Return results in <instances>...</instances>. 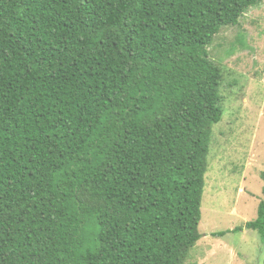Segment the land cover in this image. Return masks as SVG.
I'll return each mask as SVG.
<instances>
[{
    "label": "trees",
    "instance_id": "16d2710c",
    "mask_svg": "<svg viewBox=\"0 0 264 264\" xmlns=\"http://www.w3.org/2000/svg\"><path fill=\"white\" fill-rule=\"evenodd\" d=\"M263 1L0 0V264H187L227 76L208 47ZM260 179L219 236L264 247Z\"/></svg>",
    "mask_w": 264,
    "mask_h": 264
},
{
    "label": "rangeland",
    "instance_id": "374dc122",
    "mask_svg": "<svg viewBox=\"0 0 264 264\" xmlns=\"http://www.w3.org/2000/svg\"><path fill=\"white\" fill-rule=\"evenodd\" d=\"M208 54L227 76L219 88L222 119L213 126L208 145L201 238L187 264H264L257 232L243 228L218 235L254 220L262 197L264 1L247 10L238 25L222 29Z\"/></svg>",
    "mask_w": 264,
    "mask_h": 264
}]
</instances>
